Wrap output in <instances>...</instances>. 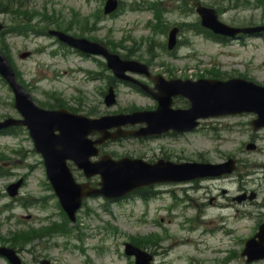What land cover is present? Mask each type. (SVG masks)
<instances>
[{"label":"rangeland","instance_id":"374dc122","mask_svg":"<svg viewBox=\"0 0 264 264\" xmlns=\"http://www.w3.org/2000/svg\"><path fill=\"white\" fill-rule=\"evenodd\" d=\"M127 3H130L132 0H125ZM210 3H216L214 5H219L221 7H226L225 11L222 13V18L233 24H250V23H260L263 20L261 9L257 8L254 5H251L246 2V0H232L235 6L229 8V2L231 0H206ZM32 11L37 13V16L32 15L35 18V21H41V25L44 23H49L51 27H56L54 22L55 19H69L72 11V7H75L77 11L88 15L90 12L94 11L96 7L101 5L102 0H29ZM58 14V15H57ZM153 13L150 9H143L142 11L131 10L130 8L124 9L119 15L115 17L102 18L98 24V28H93L92 31H86L85 35L93 34L96 37L108 40H120L121 44L125 48H121L120 44L118 45V50L121 53H130L133 55H138V53H143L147 45V40L141 42V37L146 36L150 33V29L147 28V22L151 19ZM166 17L169 22H192L198 19L197 12H193L191 9H188L187 12H183L179 9L178 13L166 12ZM44 19V20H42ZM10 21V19L8 20ZM131 36L135 37L138 42H134ZM166 35H158L157 40L159 43L154 45L155 50L159 53L162 52L161 43L166 41ZM181 39V44L177 48V53L174 56H170L165 52H162V57H159L154 60V67L156 70H164L169 68L175 72L176 75L183 73H193L191 75L196 77L197 73L206 72V69L211 67V65L218 64L224 71L228 73H245L247 76H250L262 83H264V37H254L246 38L241 41H231L230 44L221 45L218 44L204 36L203 34H198L194 31L184 30L179 35ZM5 40L11 45L10 51L11 56L22 73L25 81L33 89L35 97L39 101H44L46 99L45 91H58L63 97L64 101L69 106L80 107L82 111H87L92 108L96 109L99 113H107L108 111L114 112L117 109L122 107H129L131 105L145 106L152 104V101L144 97L141 94H138L134 90L120 86L118 91L119 102L116 107L108 109L105 104L102 102V89L107 88L108 79L101 78H92V75L99 76L94 73V71H100L102 66L100 62L95 59L83 58L78 55L68 53L67 51L60 50L56 42L52 41L48 37L40 36L36 37L30 35L29 37L16 36L13 34H6ZM25 50H31L33 52L31 58L22 60L20 55ZM137 57V56H134ZM165 59L169 60V64L163 66L160 62ZM188 66L191 67L190 71ZM84 69L88 72L81 71ZM108 72V71H106ZM94 73V74H93ZM81 101V105L79 102ZM6 114H16V111L13 106V95L8 89V87L0 80V118ZM249 117L244 116L241 118L225 120V123L230 122L234 125L236 124H245L248 121ZM235 131H239L238 128H235ZM240 134H236L238 136ZM24 138V139H23ZM20 142L22 145L23 157H20L22 162L29 161L34 164L30 168V175L27 178V183L25 188L22 191L21 197H30L36 195L37 197L47 196V209L42 206H33L31 208H24L22 206L15 205V210L19 214V218L24 220V224L18 228L14 227L13 224L6 226H1L0 234L2 236L8 235V231H18L20 228H24L29 224L27 215L39 214V215H56L54 219L59 218V209L56 204V200L53 198L49 189L43 187L44 182V172H41L40 156H38L31 149V142L22 137V140L14 137H0V150L7 143ZM215 141L211 138L201 134L194 136L191 141V145L180 142L171 144H166L164 149L167 151H174L173 153L187 156L191 155L193 157H198L197 153L202 152V155L206 158L218 161L224 156L225 150L229 151L233 146L230 142L214 144ZM159 142H154L151 147H146L139 144H129L127 146H115L112 150H118L120 152H133L134 154H145L153 153V149L160 150L158 146ZM9 155H12V153ZM259 155H252V161H256ZM248 159V158H246ZM12 160L9 156H6V159L0 160V166H2L3 161ZM12 164L9 167H3L6 169L13 168ZM253 167V166H251ZM250 167V168H251ZM19 171H25V168L18 169ZM2 178H0V194H3L5 189H3L9 182L13 181L14 178L8 172L2 173ZM205 185V188H198V184L194 187H186L177 189V198L174 197L175 203L179 204L181 200L180 197H186L189 202L197 201L199 204V210L189 211L183 206H179L175 209L176 212L186 215V217L180 216L182 218L184 225H178L177 220H169L167 223L168 234L172 236V240H175L173 235L178 233L185 237H194L199 235V231L206 230L211 223H206L199 218L204 216H215L216 209L210 207L208 200L210 197L215 196L217 201L216 204H219L218 193L209 192ZM230 188L236 189L238 187L237 183H231ZM263 195V194H262ZM180 196V197H179ZM172 196L161 197L157 200V204H165L172 200ZM224 203H227L223 199ZM15 202H11L13 205ZM92 211L86 213L85 211L80 213V223L78 225L77 236L63 237L62 235H56L49 240L36 242L37 249L33 252L36 257L42 255H49L54 259H57L59 264H89L90 260L87 257H92L91 259L96 264H133L132 259H127L125 256H121L115 249L116 245L113 244L114 241H122L127 238L128 235H141L143 232L152 231L155 228L147 226L145 219H152V216L155 214V205L150 206V211L146 214L145 206L139 203H133L129 205L125 202L121 204H114L112 206L114 214L106 213L102 210V200L93 199L89 201ZM230 210H223L224 223L226 226H233L234 229L239 230L241 236L248 232L249 223L246 221L241 222L242 219H238L235 224H229L226 218L231 215L239 216V207L233 206L229 207ZM98 213H101L104 216V219L101 220V217ZM106 213V214H104ZM157 212L156 214H159ZM106 216L110 218V221H106ZM195 217V218H194ZM78 218V219H79ZM53 219V218H52ZM194 219V220H193ZM232 219V218H230ZM111 228V229H110ZM222 232L221 237L218 236L217 232L213 234L208 233V229L201 233L200 236L207 238L205 235H208V239L213 243V248L216 247L217 257L211 258L210 255H207L209 250L203 249L200 251H195L191 246H186L184 249L174 250L175 245L171 249V245L167 242H164L163 246L157 249V259L155 264H165L164 260L166 259L171 264H234L236 261L238 264L244 263V259L238 254L237 259H230L226 256V252H223L227 248V245L230 242H233L234 237L238 236L239 232L237 231L232 237L231 240H227L224 237L225 230ZM120 232V233H119ZM177 238L179 236L175 235ZM67 239H70V246L66 247L64 244ZM77 240L82 241L87 244L89 248L86 254L82 253L77 249L76 243ZM106 240L107 243L111 244L110 247V256L99 254L90 249L95 242ZM63 243V248L61 244ZM201 244V243H200ZM197 244V245H200ZM203 244H206L203 242ZM206 247H209L206 244ZM113 249L115 252H113ZM219 250V251H217ZM90 255V256H89ZM29 264H36L29 252H26L25 255ZM216 256V255H214ZM236 260V261H234Z\"/></svg>","mask_w":264,"mask_h":264}]
</instances>
